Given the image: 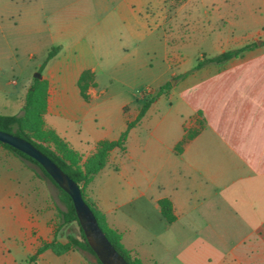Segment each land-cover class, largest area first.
Instances as JSON below:
<instances>
[{"label":"crops","instance_id":"0c3cea01","mask_svg":"<svg viewBox=\"0 0 264 264\" xmlns=\"http://www.w3.org/2000/svg\"><path fill=\"white\" fill-rule=\"evenodd\" d=\"M61 51L60 45L41 75L48 81L45 121L88 155L98 140L118 138L140 106L122 103V124L99 130L94 107L108 88L99 85L96 60ZM167 63L169 77L175 71ZM209 64L216 63L183 72L180 94L190 109L188 119L183 110L174 111L173 119L155 112L158 97L129 130L126 149L111 150L88 184V195L108 226L121 233L123 246L142 264H264V69L203 68ZM85 69L94 73L95 82L87 101L77 86ZM4 75L0 66V78ZM31 82L8 79L0 91L16 94L23 104ZM61 120L77 122L80 136H71ZM197 120L204 127L177 152L184 128ZM138 125H145V136H130ZM38 172L0 144V264H93L80 249L60 255L45 249L29 259L55 237L66 241L52 187ZM161 198L172 201L171 223L160 214Z\"/></svg>","mask_w":264,"mask_h":264},{"label":"rangeland","instance_id":"374dc122","mask_svg":"<svg viewBox=\"0 0 264 264\" xmlns=\"http://www.w3.org/2000/svg\"><path fill=\"white\" fill-rule=\"evenodd\" d=\"M250 42L257 46L238 59L203 68L240 64L264 69V0H0V66L5 74L0 88L8 79L21 85L37 73L42 75L47 52L61 45V55L96 60L99 85L108 88L94 107L102 132L122 124V103L131 109L141 106V93L151 96L165 79L174 89L170 97L161 95L153 110L167 112L172 119L174 111L183 110L188 119L190 109L180 94L183 72L203 55ZM167 61L175 71L169 77ZM21 104L16 94L0 91V114H19ZM64 124L70 126L71 136H80L77 122L59 123ZM146 131L145 125H138L130 136H145ZM44 179L52 187L58 215L57 209L65 210V204L55 185ZM61 230L66 236L79 234L76 222ZM85 254L98 264L93 254Z\"/></svg>","mask_w":264,"mask_h":264},{"label":"trees","instance_id":"16d2710c","mask_svg":"<svg viewBox=\"0 0 264 264\" xmlns=\"http://www.w3.org/2000/svg\"><path fill=\"white\" fill-rule=\"evenodd\" d=\"M256 46V42H250L235 49L224 50L213 56L203 55L197 60V63L193 68L197 69L208 63H223L231 58L242 55L245 51L252 50ZM59 49V46H53L47 52L43 64L45 65L50 59H52L58 53ZM93 85H95L94 73L90 69L83 70L78 77L77 86L81 97L85 101L89 99L88 89ZM170 90V81H165L159 85L154 94L145 97L143 103L139 107L136 118L127 122L126 127L121 131L118 138L114 140H98L95 143L93 151L88 155H84L75 149L67 140L61 137L46 123L45 114L47 110L48 81L43 77L33 78L24 95L21 112L19 114H0V130L16 134L31 142L35 147L51 158L79 185L82 197L93 211L99 226L105 232L107 238L117 251L123 255L129 264H142V261L134 253L123 246L121 242V233L108 226L104 214L89 197L87 187L93 177L107 164L111 150L118 148L121 151H124L126 149L129 130L140 122L151 103L161 95H168ZM203 127L204 123L201 120H197L196 124L193 126L185 127L181 139L175 145V150L180 152ZM0 144L11 151L14 155L36 165L39 168L38 175H43L55 185L59 192L60 200L65 204V210L57 209L60 218L59 227L71 222H76L78 225V236L67 234L65 242H61L55 237L52 241L43 243L37 249L36 253L29 257V259H34L37 254L45 249H50L57 255L66 253L71 249H80L90 252L95 256V253L86 241L84 232L78 222L70 196L55 183L45 169L32 157L7 143L0 142ZM158 206L161 216L167 223H171L175 220L173 204L169 198L159 199ZM96 261L98 264H101L97 257Z\"/></svg>","mask_w":264,"mask_h":264},{"label":"water","instance_id":"95a60500","mask_svg":"<svg viewBox=\"0 0 264 264\" xmlns=\"http://www.w3.org/2000/svg\"><path fill=\"white\" fill-rule=\"evenodd\" d=\"M36 77L41 75L37 73ZM0 142L7 143L36 160L55 183L70 196L86 241L101 264H129L107 238L93 211L83 199L79 185L66 172L23 137L0 130Z\"/></svg>","mask_w":264,"mask_h":264}]
</instances>
